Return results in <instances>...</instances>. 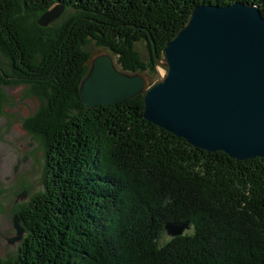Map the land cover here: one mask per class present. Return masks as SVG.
<instances>
[{
    "label": "trees",
    "instance_id": "1",
    "mask_svg": "<svg viewBox=\"0 0 264 264\" xmlns=\"http://www.w3.org/2000/svg\"><path fill=\"white\" fill-rule=\"evenodd\" d=\"M235 2L264 17V0H0V87L41 101L22 128L44 160L43 191L17 211L24 238L0 264H264V159L192 147L143 117L141 95L93 108L78 96L91 42L155 76L154 55L194 6ZM57 4L61 22L39 27ZM185 221L191 234L158 245L166 223Z\"/></svg>",
    "mask_w": 264,
    "mask_h": 264
},
{
    "label": "water",
    "instance_id": "2",
    "mask_svg": "<svg viewBox=\"0 0 264 264\" xmlns=\"http://www.w3.org/2000/svg\"><path fill=\"white\" fill-rule=\"evenodd\" d=\"M63 12L57 4L36 24L46 28ZM112 56L88 59L78 85L86 108L141 95L143 117L192 147L238 161L264 159V17L257 6H194L160 56L154 55L162 74L152 83L146 73L122 70ZM12 227L13 241L20 242L25 229L17 214ZM187 229V221L164 225L171 239Z\"/></svg>",
    "mask_w": 264,
    "mask_h": 264
},
{
    "label": "rangeland",
    "instance_id": "3",
    "mask_svg": "<svg viewBox=\"0 0 264 264\" xmlns=\"http://www.w3.org/2000/svg\"><path fill=\"white\" fill-rule=\"evenodd\" d=\"M63 16V15H62ZM61 19L53 24L60 23ZM86 50L90 58L108 53L103 47H96L91 42ZM142 60L148 59V51L144 42L135 46ZM116 60L115 56H112ZM7 61L0 55V69L7 68ZM161 75L157 70L155 76H149L152 83ZM41 105L38 98L30 95L28 87L11 85L0 87V259L6 260L17 252L21 243L13 241L16 236L12 227V218L19 207L26 205L29 198L43 191L41 174L44 165L40 144L34 141L24 130L23 120L31 116ZM25 192V195H24ZM20 195H23L20 197ZM20 197V198H19ZM17 201V202H16ZM192 228L184 234H191ZM183 234V235H184ZM25 235V234H24ZM171 238L165 233L158 240L162 246Z\"/></svg>",
    "mask_w": 264,
    "mask_h": 264
},
{
    "label": "flooded vegetation",
    "instance_id": "4",
    "mask_svg": "<svg viewBox=\"0 0 264 264\" xmlns=\"http://www.w3.org/2000/svg\"><path fill=\"white\" fill-rule=\"evenodd\" d=\"M24 195H25V192H24ZM20 197H22V196H20ZM20 197H19V198H20ZM16 202H17V201H16Z\"/></svg>",
    "mask_w": 264,
    "mask_h": 264
},
{
    "label": "bare ground",
    "instance_id": "5",
    "mask_svg": "<svg viewBox=\"0 0 264 264\" xmlns=\"http://www.w3.org/2000/svg\"><path fill=\"white\" fill-rule=\"evenodd\" d=\"M161 74H162V72H161Z\"/></svg>",
    "mask_w": 264,
    "mask_h": 264
}]
</instances>
